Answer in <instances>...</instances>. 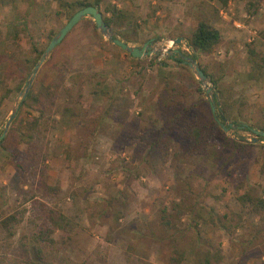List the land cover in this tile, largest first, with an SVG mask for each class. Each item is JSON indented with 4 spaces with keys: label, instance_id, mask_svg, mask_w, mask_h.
<instances>
[{
    "label": "rangeland",
    "instance_id": "374dc122",
    "mask_svg": "<svg viewBox=\"0 0 264 264\" xmlns=\"http://www.w3.org/2000/svg\"><path fill=\"white\" fill-rule=\"evenodd\" d=\"M80 1L93 2L0 0V133L14 100L17 104L5 132L12 127L10 137L0 145V223L15 218L11 230L0 226V264H173V248L183 251L179 264H197L199 250L218 251L219 260L210 264H264V228L256 234L258 218L234 199L237 174L257 192L264 184L258 172L264 140L224 162L225 156L216 158L214 141L200 154L182 155L184 136L171 131L157 139L155 130L165 118L159 92L168 81L189 92L180 97L189 110L185 116L194 112L200 124L214 117L188 66L163 52L180 37L172 49L189 56L185 38L198 21L220 34L213 49L194 60L219 88L232 90L234 108L224 122L235 117L264 128V65L251 72L247 62V46L264 58V0H100L102 15L115 7L124 16L114 34L135 39L127 42L131 46L152 38V52L130 57L84 16L30 80L37 53L65 23L70 5ZM29 81L31 95L21 99ZM35 117L43 122L41 133L27 140V124ZM223 133L238 142L253 143L255 137L243 129ZM184 195L187 205L200 200L194 211L201 217V243L187 229V213L175 222L184 230L180 238L166 239L147 225L159 207L169 209ZM45 208L65 216L71 231L51 227ZM207 210L224 218L226 230L208 223ZM39 227L51 228L57 249L44 259L32 240Z\"/></svg>",
    "mask_w": 264,
    "mask_h": 264
},
{
    "label": "trees",
    "instance_id": "16d2710c",
    "mask_svg": "<svg viewBox=\"0 0 264 264\" xmlns=\"http://www.w3.org/2000/svg\"><path fill=\"white\" fill-rule=\"evenodd\" d=\"M219 1L221 4H224L226 0ZM99 2L100 0H93L92 3L81 1L75 2L70 5V15L77 9L87 5L94 6L96 7V9H98L97 5L99 4ZM107 10L108 9H106V11ZM108 11L109 16L102 15V19L104 24L109 29H111L112 32H114V30H116L115 28H118L122 24L124 16L120 12V10L115 7H112V9ZM70 15L67 16L66 20L70 17ZM115 32V34H117L120 39L125 42L135 41V39L132 40L129 36L120 31ZM219 39L220 34L217 29L210 26L205 21H198L194 29L191 31L190 35L185 38V45L192 50V53L189 54V56L192 59H196L197 54L210 52L213 47L219 42ZM41 52L42 51H39L37 54L40 55ZM167 57L177 63H182V60L177 54H171ZM247 62L250 64V71L254 72L262 68V66L264 65V58L262 56L259 57L258 53L253 49L252 46H247ZM199 67L213 86L215 107L218 106L217 110L223 112V115L227 119L229 115H231L230 111H232V108H234L235 103L231 100L232 90L226 87L219 88L217 85V79H214V77H212V75H210V73H208L205 68L201 66ZM188 93L189 92L183 86L171 85L169 81L165 82V84L162 86L159 92V103L162 105V108H164L165 118L159 126L155 127L157 139H160L164 135H168V133L171 131L173 133H180L186 140V146L182 155H185L184 153L186 152L189 154H200L201 151L205 149V146L208 143L214 141L217 144V147L214 150L215 154L217 153L216 158L218 159L223 155L225 156L223 159L224 162L230 159L233 154L241 155L243 152H245L246 147L256 146V143L238 142L224 135L214 119L218 118L217 114H214V117L211 116L208 122H202V124H200V121L197 118L198 115H196L194 112L191 113L192 115L185 116L184 113L189 110L184 108L180 104V97ZM30 95L31 92L28 91L25 95V98H29ZM39 120L40 117H35L33 121L27 124L29 125L27 126V128L29 129V131H31V136L27 137V140H30L32 137L36 138V136L41 133L39 126L43 125V122ZM14 121H18V119H14L13 122ZM229 121V123L231 124L229 128L233 131H235L236 129H243L245 131L251 132V127L249 124L238 121L235 117H232V119H229ZM223 123L226 125L224 120ZM260 129L264 131V128ZM11 131L12 127H9L5 136L0 139V145L10 137ZM255 137L258 138V141L264 140L263 137ZM4 150L7 151V154L10 157H15L14 153H12L10 150H6L5 148ZM225 150L229 152L227 154H224ZM178 152L179 151H177V153ZM27 154L29 155V161L31 160V162H35V159L32 157L31 152H28ZM242 161L244 160L240 158L239 164L242 163ZM16 166L20 167V163H16ZM258 172L261 176L264 177V157L259 162ZM235 180L236 191L234 194V199L240 205L247 206L251 214H254L258 218L259 228L255 233L259 234L261 229L264 228V184L259 187V190L257 192L255 188H253L252 186H247L245 184L240 174H237ZM187 194L189 195V193ZM185 200H188L187 195H184L183 199H181L180 201H171L169 204L170 211L166 206L159 207V209L153 215L152 220L147 224L148 226H151V232L154 233V231H156L159 232L160 235L167 234L166 239L172 238L174 234L175 236H178V238H180L184 230L177 228L175 222L176 220H179L182 215L187 213V215L190 216L187 229L193 232L195 242L201 243V238L197 231V220L201 217L196 211H194V207L200 204V200L196 197L195 199H192V201L190 200V205H187L188 203L185 204ZM207 214V220L211 226L226 230V224L223 217L215 216L211 210H207ZM44 215V218L48 221L51 227L57 228L63 232L71 231L72 223L58 211L50 208H45L43 210V216ZM14 219L15 218L12 215L3 218L0 223L1 228L6 231L11 230V224ZM50 233L51 228L39 227L36 233H33L32 235V240L37 244L35 249L38 253L39 259H44V256H47V254L52 255L53 253H57V249L53 245V240L50 237ZM253 237L257 238L255 235ZM62 238L63 240H65L69 239L70 236ZM171 242H173V240H171ZM216 250L217 249L213 251ZM173 251L175 257L172 258L171 261L173 262V264H179L183 256V251L178 248H173ZM211 260L212 262H217L219 260L218 251L209 253L208 255H206L201 250L198 251L197 264H210Z\"/></svg>",
    "mask_w": 264,
    "mask_h": 264
},
{
    "label": "water",
    "instance_id": "95a60500",
    "mask_svg": "<svg viewBox=\"0 0 264 264\" xmlns=\"http://www.w3.org/2000/svg\"><path fill=\"white\" fill-rule=\"evenodd\" d=\"M84 16H88L93 21L95 29L98 31L100 35L105 37L107 40H109L113 45L117 46L119 49L127 52L130 57L133 58H139L146 55H149L151 50V45L153 44V39H147L144 41L140 46H131L127 42L119 39L114 32H112L111 29H109L103 22L102 14L101 12L96 9V7L87 5L84 7H81L74 11L70 17L65 21V23L53 34V36L49 39L47 44L45 45L42 53L38 57L37 61L34 63L32 67V72L30 75V80L35 75L38 67L43 62L45 57L49 54V52L64 38V36L69 32V30L77 23L79 22ZM181 40L180 37H177L173 39V42L175 44L179 43ZM167 55L171 54H177L183 63H185L194 77L199 81V83L202 85L204 93L208 96V102H209V108L211 113L217 114L218 118H214L218 126L223 132H226L229 127L231 126L230 123H226V125L223 123L224 117L221 111H218L215 107V96L213 94V87L212 86H206L205 83L209 82L205 74L202 72L201 68L197 64V62L192 59L191 57L184 55L181 53L179 49H167L163 50ZM30 81L26 84L24 91L21 95V99L24 97L25 93L27 92V89L29 87ZM20 99V100H21ZM17 110V104L14 100L13 105L10 109V114L6 120V123L3 127L2 132L0 133V139L3 138L5 135L6 129L11 121V119L14 117ZM250 131L254 134V136H259L264 138V131L260 129H253L250 128ZM251 142L255 143L258 141L257 137H253L250 139Z\"/></svg>",
    "mask_w": 264,
    "mask_h": 264
},
{
    "label": "built area",
    "instance_id": "2783aa9c",
    "mask_svg": "<svg viewBox=\"0 0 264 264\" xmlns=\"http://www.w3.org/2000/svg\"><path fill=\"white\" fill-rule=\"evenodd\" d=\"M173 43H174L173 41H169V45L168 46H169L170 49L173 48Z\"/></svg>",
    "mask_w": 264,
    "mask_h": 264
}]
</instances>
